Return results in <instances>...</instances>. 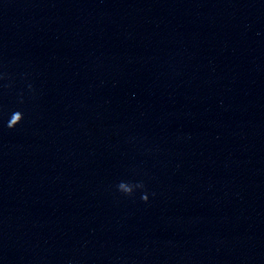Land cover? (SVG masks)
Segmentation results:
<instances>
[{"label":"water","instance_id":"water-1","mask_svg":"<svg viewBox=\"0 0 264 264\" xmlns=\"http://www.w3.org/2000/svg\"><path fill=\"white\" fill-rule=\"evenodd\" d=\"M0 264H264V0H0Z\"/></svg>","mask_w":264,"mask_h":264}]
</instances>
